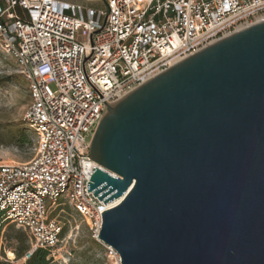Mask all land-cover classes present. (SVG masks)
<instances>
[{
  "label": "water",
  "instance_id": "water-1",
  "mask_svg": "<svg viewBox=\"0 0 264 264\" xmlns=\"http://www.w3.org/2000/svg\"><path fill=\"white\" fill-rule=\"evenodd\" d=\"M105 106L87 156L118 177L87 192L121 198L97 239L120 264H264V19Z\"/></svg>",
  "mask_w": 264,
  "mask_h": 264
},
{
  "label": "built area",
  "instance_id": "built-area-1",
  "mask_svg": "<svg viewBox=\"0 0 264 264\" xmlns=\"http://www.w3.org/2000/svg\"><path fill=\"white\" fill-rule=\"evenodd\" d=\"M100 1L99 9L60 0L0 3V42L27 80L24 119L36 139L29 161L0 163L1 260L15 259L2 252V230L13 224L30 239L23 261L37 248L53 261L60 204L97 240L101 213L111 207L87 192V183L95 167L118 177L87 156L105 103L264 19V0Z\"/></svg>",
  "mask_w": 264,
  "mask_h": 264
},
{
  "label": "rangeland",
  "instance_id": "rangeland-1",
  "mask_svg": "<svg viewBox=\"0 0 264 264\" xmlns=\"http://www.w3.org/2000/svg\"><path fill=\"white\" fill-rule=\"evenodd\" d=\"M95 7L102 8V5L98 3ZM29 102L27 80L15 59L5 51L0 42V163L2 164L24 163L35 154V135L24 119ZM20 134L23 136L20 137ZM53 213L62 224L63 233L54 248L51 264H120L102 242L91 237L86 223L68 204L58 205ZM18 230L20 229L13 224H6L2 230L4 256L7 255V251H12L15 255V259L9 261L10 264H23L25 261L22 260V256H16V251L20 246L30 244L27 234L23 242L15 239Z\"/></svg>",
  "mask_w": 264,
  "mask_h": 264
},
{
  "label": "trees",
  "instance_id": "trees-1",
  "mask_svg": "<svg viewBox=\"0 0 264 264\" xmlns=\"http://www.w3.org/2000/svg\"><path fill=\"white\" fill-rule=\"evenodd\" d=\"M23 134H20V137H22ZM63 233V231H62ZM22 236V238H20ZM26 233L23 231L18 230L17 231V236L15 239L17 241L23 242L25 239ZM29 245L26 246H20L19 249L16 251V256L21 257L26 249H28ZM49 252L45 249L42 248H37L32 256L27 259L23 264H51L52 258H48ZM0 264H10L8 261H4L0 259Z\"/></svg>",
  "mask_w": 264,
  "mask_h": 264
},
{
  "label": "crops",
  "instance_id": "crops-1",
  "mask_svg": "<svg viewBox=\"0 0 264 264\" xmlns=\"http://www.w3.org/2000/svg\"><path fill=\"white\" fill-rule=\"evenodd\" d=\"M60 1H64V2H69V3H76V4H80L83 5L85 7H92V8H96L95 4L101 3L102 7H103V3L100 0H81V1H70V0H60ZM3 0H0V3H2ZM99 9V8H97Z\"/></svg>",
  "mask_w": 264,
  "mask_h": 264
},
{
  "label": "bare ground",
  "instance_id": "bare-ground-1",
  "mask_svg": "<svg viewBox=\"0 0 264 264\" xmlns=\"http://www.w3.org/2000/svg\"><path fill=\"white\" fill-rule=\"evenodd\" d=\"M120 200H121V198L111 200L110 202L107 203V206L108 207H113L116 204H118ZM7 257L9 259H13V258H15V255H14V253L12 251H7Z\"/></svg>",
  "mask_w": 264,
  "mask_h": 264
}]
</instances>
